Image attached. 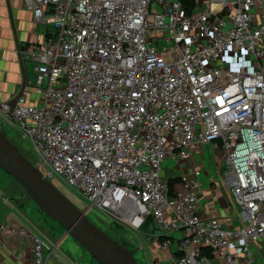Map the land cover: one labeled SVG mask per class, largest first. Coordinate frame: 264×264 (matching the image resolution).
I'll list each match as a JSON object with an SVG mask.
<instances>
[{
	"label": "built area",
	"instance_id": "obj_1",
	"mask_svg": "<svg viewBox=\"0 0 264 264\" xmlns=\"http://www.w3.org/2000/svg\"><path fill=\"white\" fill-rule=\"evenodd\" d=\"M46 27L28 52L34 78L0 127L21 128L43 175L58 176L101 211L178 255L155 264H256L264 240V0H24ZM34 100L29 98V90ZM212 143L245 225L203 216L201 169L180 188L166 159ZM32 242L36 229L9 228ZM208 249L211 256L202 253Z\"/></svg>",
	"mask_w": 264,
	"mask_h": 264
},
{
	"label": "crops",
	"instance_id": "obj_2",
	"mask_svg": "<svg viewBox=\"0 0 264 264\" xmlns=\"http://www.w3.org/2000/svg\"><path fill=\"white\" fill-rule=\"evenodd\" d=\"M45 30V25L36 21L33 12L25 7L24 0H0V101H11L23 91L25 82L34 78L33 62L28 52L36 43L37 35ZM34 97L30 91L29 98L34 100ZM225 164L222 152L212 143H205L192 149L189 159H166L162 176L174 188H180L182 175L194 177L193 169H201L198 178L201 182L199 203L202 215L219 217L226 226L239 228L245 225V221L232 192L223 182ZM0 177V218L10 229L24 226L35 230L32 224L36 221L45 222L51 229L57 228L49 222L52 219L38 207L24 185L10 175L0 174ZM148 227L138 233L149 242L147 247L151 250L148 252L152 263L173 261L179 254L178 240L183 231L174 232L170 246L161 248L157 241L147 238ZM64 238L61 235L48 241L46 264H89L85 248L75 242L63 243ZM143 246L140 243V247ZM31 247L29 238L12 231H0V264H32ZM255 249L256 264H264V240Z\"/></svg>",
	"mask_w": 264,
	"mask_h": 264
},
{
	"label": "water",
	"instance_id": "obj_3",
	"mask_svg": "<svg viewBox=\"0 0 264 264\" xmlns=\"http://www.w3.org/2000/svg\"><path fill=\"white\" fill-rule=\"evenodd\" d=\"M22 92V91H21ZM21 92L8 103L13 106ZM0 167L17 179L39 208L79 241L99 264H140L134 251L111 238L43 175L0 127Z\"/></svg>",
	"mask_w": 264,
	"mask_h": 264
},
{
	"label": "rangeland",
	"instance_id": "obj_4",
	"mask_svg": "<svg viewBox=\"0 0 264 264\" xmlns=\"http://www.w3.org/2000/svg\"><path fill=\"white\" fill-rule=\"evenodd\" d=\"M5 126H6L7 136L10 138L12 142L18 145L21 152L25 156H27L34 164L39 163V157L33 148L31 139L27 135H25L23 130L16 126H12L10 124H5ZM0 174L10 175L8 172H6L1 167H0ZM51 180L54 183V185L58 187L60 191L69 200H71L77 207H79L82 210H86V214L88 215V217L94 223L100 226L111 238L118 241L119 243H121V240L127 243L129 247L134 250L136 259L138 260L140 264H153L151 256L149 254L151 250L147 247L148 246L147 244L149 242L146 240L143 234L134 232L133 230L129 229L128 227L124 225L117 226V223L113 222L112 218L109 215L101 211H98L96 209L88 208V202L86 201V199L81 194H79L78 192L73 190L71 187H69L67 184H65L64 181L60 179L58 176H53ZM0 181H2L1 177H0ZM238 207L240 208L239 211L241 215L242 209L239 205ZM49 222L52 223L55 227H57L56 228L57 230L51 229L43 221H36L35 223L32 224V226L38 232H40L45 238V240L47 241L51 239L55 240L59 238L61 235H63L65 236L63 243H71V242L74 243L75 242L77 243V245H80V246L82 245L79 241H77L71 235L65 234V230L56 221L49 220ZM148 229H149L148 232L150 233L151 227H148ZM140 243L143 244L144 246L140 247ZM85 251H86V258H87L86 261H88L89 264H99L98 261L87 251L86 248H85Z\"/></svg>",
	"mask_w": 264,
	"mask_h": 264
},
{
	"label": "trees",
	"instance_id": "obj_5",
	"mask_svg": "<svg viewBox=\"0 0 264 264\" xmlns=\"http://www.w3.org/2000/svg\"><path fill=\"white\" fill-rule=\"evenodd\" d=\"M170 184L172 185V183L170 182ZM39 207V206H38ZM44 213V212H43ZM45 214V213H44ZM46 215V214H45ZM47 216V215H46ZM51 219V218H50ZM117 226H118V224H117ZM63 228V227H62ZM121 243L123 244V245H125L126 247H128L130 250H132V251H134L132 248H130L129 247V245L127 244V243H125L123 240H121ZM202 253L203 254H207V255H209V256H211V252H210V250H208V249H202Z\"/></svg>",
	"mask_w": 264,
	"mask_h": 264
}]
</instances>
